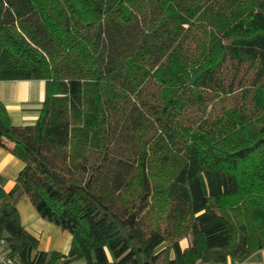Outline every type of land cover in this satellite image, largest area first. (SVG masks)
I'll return each instance as SVG.
<instances>
[{
	"label": "trees",
	"instance_id": "1",
	"mask_svg": "<svg viewBox=\"0 0 264 264\" xmlns=\"http://www.w3.org/2000/svg\"><path fill=\"white\" fill-rule=\"evenodd\" d=\"M40 79L34 124L0 106L17 264H199L264 248V0H0V81ZM27 196L71 235L38 249ZM181 239H187L185 245Z\"/></svg>",
	"mask_w": 264,
	"mask_h": 264
},
{
	"label": "crops",
	"instance_id": "2",
	"mask_svg": "<svg viewBox=\"0 0 264 264\" xmlns=\"http://www.w3.org/2000/svg\"><path fill=\"white\" fill-rule=\"evenodd\" d=\"M44 81L40 79L0 81V106L7 111L13 125L34 124L44 99ZM22 162L6 149L0 147V186L8 191L16 181ZM21 224L38 239V249L67 253L71 235L58 230L52 223L41 218L33 205L22 195L17 202ZM205 264H264V248L258 249L244 259L228 258L225 263Z\"/></svg>",
	"mask_w": 264,
	"mask_h": 264
},
{
	"label": "built area",
	"instance_id": "3",
	"mask_svg": "<svg viewBox=\"0 0 264 264\" xmlns=\"http://www.w3.org/2000/svg\"><path fill=\"white\" fill-rule=\"evenodd\" d=\"M0 264H17V260L8 255L6 249V242L1 237H0ZM195 264H199V263L196 262Z\"/></svg>",
	"mask_w": 264,
	"mask_h": 264
},
{
	"label": "rangeland",
	"instance_id": "4",
	"mask_svg": "<svg viewBox=\"0 0 264 264\" xmlns=\"http://www.w3.org/2000/svg\"><path fill=\"white\" fill-rule=\"evenodd\" d=\"M53 226H55L56 228H58V230L60 229L59 227H57L56 225H54V224H52ZM61 230V229H60ZM187 243V239H181L180 240V244L183 246V245H185ZM77 263H82V261L80 260V261H77Z\"/></svg>",
	"mask_w": 264,
	"mask_h": 264
}]
</instances>
